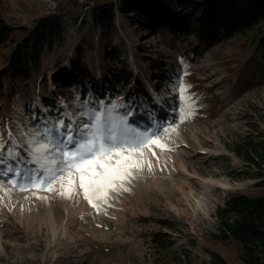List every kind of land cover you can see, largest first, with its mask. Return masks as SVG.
<instances>
[{
    "label": "rangeland",
    "instance_id": "374dc122",
    "mask_svg": "<svg viewBox=\"0 0 264 264\" xmlns=\"http://www.w3.org/2000/svg\"><path fill=\"white\" fill-rule=\"evenodd\" d=\"M122 1L134 0H113L114 26L104 37L91 21L88 0H0V19L9 25L29 26L46 13L62 15L65 25L63 42L44 53L27 82L12 87L0 80V92L7 86L14 92L0 95L4 124L35 126L33 116L55 119L76 113L85 100L91 107L103 99L123 105L117 112L134 113L129 122L140 130L158 129L166 145L153 146L150 170L136 173L125 185L129 190L112 194L100 211L82 192L64 199L40 188L20 191L7 182L11 173L0 177V264H213L212 250L238 261L240 251L213 238L214 212L229 193L261 192L252 177L259 169L232 147L246 136L264 145V58L255 42L264 25L201 51L193 35L176 36L170 45L153 28L155 20L171 17L180 23L181 12L170 0H143L130 5L133 11L121 8ZM79 48V63L96 85L119 69L126 79L131 75L121 95L105 92L98 99L89 81L84 97L75 87L55 85L54 76L72 73ZM6 50L0 49V71ZM113 50L114 60L107 55ZM181 85L190 98L183 113ZM140 86L154 104L139 108L143 123L127 102ZM43 196L49 203L38 198Z\"/></svg>",
    "mask_w": 264,
    "mask_h": 264
},
{
    "label": "trees",
    "instance_id": "16d2710c",
    "mask_svg": "<svg viewBox=\"0 0 264 264\" xmlns=\"http://www.w3.org/2000/svg\"><path fill=\"white\" fill-rule=\"evenodd\" d=\"M90 18L93 25L100 29L104 37L114 26V2L113 0H88ZM167 1V0H165ZM169 1V0H168ZM181 12V21L175 23V17L160 22L155 20L153 28L161 31L165 43L173 45L176 36L182 38L193 35L196 39V47L199 50L209 51L222 42L232 41L248 31L264 25V0H170ZM143 0L120 2V7L133 11L130 5H143ZM172 11V12H173ZM141 15V13H139ZM174 16V15H173ZM177 17V16H176ZM146 27V26H144ZM152 28V26H151ZM65 25L62 15L46 13L33 18L29 26H14L0 19V49H7L2 54L3 68L0 71V80H5L12 87L16 83L27 82L32 71L38 67L45 52H50L56 45L64 40ZM106 39V38H104ZM256 47L264 58V29L259 32ZM77 61L72 62V73L69 75L53 77L54 83L59 89L75 87L81 97L87 94L84 88L85 81L95 87L94 97L102 99L105 92L121 95L126 79L122 76L121 69L104 76L100 85H96L94 77L79 63L81 48L78 49ZM108 57L116 59L115 50L108 52ZM112 64L107 62V66ZM261 73V72H260ZM42 77L45 79V75ZM125 78V79H124ZM105 82L109 85L104 86ZM123 84V85H122ZM4 87L0 95H12L13 88ZM99 90L103 91L102 93ZM2 97V96H0ZM128 96L127 102L136 108L135 118L143 123L139 108L144 104L153 107L151 96L143 87L135 90L133 99ZM47 101L48 97H44ZM103 100V99H102ZM47 106L50 104L46 103ZM137 122H135L136 124ZM233 151L248 163L255 165L259 171L252 175L259 179L255 187L261 189L258 195H248L242 192L229 193L223 204L215 208L217 220V233L213 238L225 244H231L234 249L240 251L238 261L223 258L218 250H212L213 264H264V145L255 142L246 136L234 143ZM154 240H159V234H153Z\"/></svg>",
    "mask_w": 264,
    "mask_h": 264
},
{
    "label": "snow or ice",
    "instance_id": "6c2138e0",
    "mask_svg": "<svg viewBox=\"0 0 264 264\" xmlns=\"http://www.w3.org/2000/svg\"><path fill=\"white\" fill-rule=\"evenodd\" d=\"M186 90L179 86L182 113L189 107ZM90 104L85 100L76 113L55 119L33 116L35 126L13 128L0 120V177L11 173L14 178L7 182L20 191L40 188L64 199L82 192L97 211L112 194L128 191L125 185L136 173L146 166L150 170L152 147L166 150V145L158 129L140 130L129 122L134 113L117 112L123 105L102 100Z\"/></svg>",
    "mask_w": 264,
    "mask_h": 264
},
{
    "label": "bare ground",
    "instance_id": "6f19581e",
    "mask_svg": "<svg viewBox=\"0 0 264 264\" xmlns=\"http://www.w3.org/2000/svg\"><path fill=\"white\" fill-rule=\"evenodd\" d=\"M43 197H46V196H43ZM46 200H47V203H49V202H48V200H49V198H48V197L46 198Z\"/></svg>",
    "mask_w": 264,
    "mask_h": 264
}]
</instances>
